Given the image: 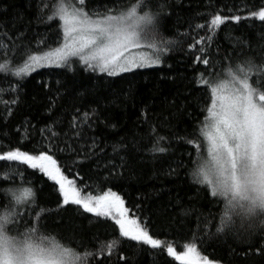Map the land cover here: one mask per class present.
I'll use <instances>...</instances> for the list:
<instances>
[{"label": "trees", "instance_id": "trees-1", "mask_svg": "<svg viewBox=\"0 0 264 264\" xmlns=\"http://www.w3.org/2000/svg\"><path fill=\"white\" fill-rule=\"evenodd\" d=\"M130 2L90 0L89 8L103 12L105 6H126ZM166 2L170 7L165 8L160 30L175 43L159 66L108 77L85 70L74 58L70 67H44L31 73L19 81L18 92L9 90L10 86L16 87L17 80L0 76V89L5 90L0 98V154L15 147L30 152L50 148L65 175L76 180L78 186L87 185L85 194H102L108 188L116 191L130 209L129 215L146 221L154 238L173 243L180 251L183 243L198 234L204 237L203 252L210 258L214 255L223 264H264V253L257 255L255 251L264 243L258 236L250 245H242L231 234L211 238L204 235L215 231L216 221L209 213L218 214V209L202 190L190 183L191 164L187 153L192 151V146L178 139L191 135L200 126L206 115L202 109L210 103V91L193 83H199L202 74L212 71L197 63L195 58L200 53L189 48L195 39L208 35L206 29H197V24L206 23L210 14L242 17L239 22L226 20L217 31L210 57L217 65L226 55L233 54L234 47L248 54H251L249 49L264 51V24L245 18L248 9L258 8L264 0ZM39 3L40 0H0V38L4 32L8 33L12 38L7 41L10 49L16 44L42 52L56 47L62 39L59 21L37 20ZM200 47L197 45L196 49ZM3 55L0 49V57ZM8 55L21 59L16 50ZM17 97L19 102L11 104ZM5 101L9 102L10 116H7ZM92 110L97 116L83 125L81 136L76 137V130L71 127L73 117L82 121L83 114H91ZM49 126L59 133L57 137L50 135ZM153 127L156 134L167 137L163 144L168 151L164 154L153 156L150 152L155 140ZM93 140L96 142L94 154L88 148ZM181 162L188 167H177ZM9 168L19 169L23 178L0 179V205L8 200L5 188L29 186L30 181L37 191L38 204L46 210L49 233L67 241L75 227L77 238L93 250L113 238L121 240L117 252L110 257L107 254L97 257L91 264H177L167 256L166 250L120 238L118 226L109 218L84 213L76 205L60 207L62 196L58 186L38 171L18 163H0V177ZM170 168L177 169L176 173L169 175ZM185 208L192 210L190 216L181 214ZM120 255L125 259H120Z\"/></svg>", "mask_w": 264, "mask_h": 264}, {"label": "snow or ice", "instance_id": "snow-or-ice-1", "mask_svg": "<svg viewBox=\"0 0 264 264\" xmlns=\"http://www.w3.org/2000/svg\"><path fill=\"white\" fill-rule=\"evenodd\" d=\"M89 3L90 0H52L51 3L40 0L37 20L60 22L62 39L54 48L33 52L26 45L13 44L10 49L7 41L12 38L7 32L2 34L0 49L4 55L0 57V76L17 80L16 87L10 86V91L18 92L19 81L38 69L70 67L74 58L85 66V70L118 77L136 69L159 66L163 57L172 51L175 41L164 37L160 30L165 8L170 7L166 0L164 3L131 0L126 6H105L103 12L90 9ZM245 18L264 24V4L248 9ZM228 19L239 22L242 17L239 14L231 17L210 14L206 23L196 26L206 29L208 35L195 39L189 48L200 53L196 62L212 71H206L199 83H193L197 88L210 91V103L202 109L206 115L200 126L191 135L178 139L192 146V151L187 153L191 164L188 170L190 183L202 190L218 209V214L209 213L216 221L215 231L204 235L211 238L231 234L242 245H250L257 236L264 241V51L249 49L251 54H248L234 47L233 54L222 58L219 65L210 59L217 31ZM197 45L201 47L196 49ZM216 47L219 49V45ZM13 50L19 52L20 60L8 55ZM4 92L0 89V98ZM18 102L17 97L10 103ZM4 103L7 116H10L9 102ZM83 116L82 121L76 116L72 119L71 127L76 130V137L81 136L83 125H88L97 112L92 110L91 114L85 112ZM165 120L170 125L168 117ZM48 131L52 137L59 135L51 126ZM151 131L155 134L151 154L166 153L168 148L163 142L167 137L156 134L155 127ZM95 145L93 140L88 146L93 154ZM67 146L71 148V145ZM116 150L117 146H114ZM7 162L38 171L54 182L62 196L60 207L76 205L84 213L114 221L120 238L166 250L167 256L177 264H223L214 255L210 258L203 252L204 237L198 234L183 243L180 251L173 243L154 238L148 223L140 217H131L123 197L111 188L98 195L85 194L87 185L78 186L76 180L65 175L50 148L33 152L20 147L9 148L0 154V163ZM177 167L188 165L181 162ZM176 171L170 168L168 174L173 175ZM16 176L23 178V173L17 168H9L0 179L10 180ZM4 191L8 193V200L0 205V264H91L92 260L105 254L110 257L121 246V240L113 238L94 250L87 248L77 238L75 227L67 241L49 233L45 223L46 210L38 204L37 191L30 181L29 186L7 187ZM191 211L185 208L181 214L190 216ZM255 251L257 255L264 253V243ZM120 259L125 257L120 255Z\"/></svg>", "mask_w": 264, "mask_h": 264}, {"label": "rangeland", "instance_id": "rangeland-1", "mask_svg": "<svg viewBox=\"0 0 264 264\" xmlns=\"http://www.w3.org/2000/svg\"><path fill=\"white\" fill-rule=\"evenodd\" d=\"M143 51H147V50L143 49Z\"/></svg>", "mask_w": 264, "mask_h": 264}]
</instances>
